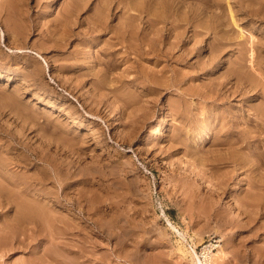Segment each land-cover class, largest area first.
Listing matches in <instances>:
<instances>
[{
	"label": "rangeland",
	"instance_id": "obj_1",
	"mask_svg": "<svg viewBox=\"0 0 264 264\" xmlns=\"http://www.w3.org/2000/svg\"><path fill=\"white\" fill-rule=\"evenodd\" d=\"M171 1L177 4L169 0L163 7L170 14L164 18L168 25L159 19L153 27L161 20V27L178 23L199 30L184 45L195 50L186 59L181 54L155 62L126 43L105 49L115 40L107 31L134 13L129 1L0 0V162L8 169H0V182L11 196L15 181H30L29 176L36 187L57 190L50 191L60 200L53 207L49 203L55 209L48 224L63 226L55 211L66 216L58 218L81 223L84 231L71 226L64 236L85 238L93 259L103 264H195L187 250L198 255L200 236L203 243L218 240L213 250L221 253L214 264H264V147L262 156L241 149L246 162H261L259 167H230V136L264 124V0H181L170 6ZM136 21L130 23L143 26ZM182 50L174 48L176 54ZM158 69L164 72L157 75L158 90L146 91L144 73ZM174 76L181 78L179 87L165 85ZM14 196L4 208L0 204V232L3 222L10 225L14 214L24 216L26 203L32 204L24 193ZM9 225L8 234L0 233V264H26L32 258L29 247L14 237L32 236L37 255L47 244L54 249L46 236L52 229L45 224L39 233L23 227L9 232ZM13 243L19 247L6 249ZM115 249L136 259L116 258ZM59 252L60 258L68 253Z\"/></svg>",
	"mask_w": 264,
	"mask_h": 264
},
{
	"label": "bare ground",
	"instance_id": "obj_2",
	"mask_svg": "<svg viewBox=\"0 0 264 264\" xmlns=\"http://www.w3.org/2000/svg\"><path fill=\"white\" fill-rule=\"evenodd\" d=\"M74 1V0H73ZM126 1H129V4H130V6H129V9L130 10H133L134 11V13L133 12H131V13H126L127 15H128V17H125L124 19L126 20L125 22L123 21V25H120V26H117V27H115V28H113V27H111L110 28V30H108L107 32L108 33H111L112 35L111 36H113V38L115 39H113L114 40V42H112V41H110V43L109 44H107V48H105V49H108V50H110L111 51V48H114L115 46H113V45H117L118 43H126L127 45L125 46V47H127V49L129 48V49H131V50H133V52L135 53V54H137L138 56H145V58H147L146 60H148L151 56H153V57H155L154 59H155V62H156V60H164L165 62H168L170 59H171V61H172V59L174 58H176V56H177V58H179V56H181V54H182V57H183V59H186V58H188V57H186L187 55H189L193 50H195V46H191L190 48H186L184 45L185 44H187V43H190V40H192L193 39V37L197 34H199L198 32H199V30H198V32L194 29V28H192V30L191 31H189V30H186V28L184 27V28H181L182 27V25H180V24H173V26L175 27V28H177V30L179 29L178 27H180L182 30H180V31H178V32H175V28L174 27H172V26H170L169 25V27H166L168 24H166V21H167V19L166 20H164V18H167V17H170V14H169V12H168V10H166V9H168V8H163V7H165V5H168V1L169 0H126ZM164 1H166V2H164ZM177 1V4L179 3L178 1H181V0H176ZM184 1V0H183ZM229 1V0H228ZM3 2H5V1H3ZM117 2V1H116ZM2 3V2H1ZM120 3V2H119ZM154 3H155V5H154ZM156 3H158V4H160V5H162V7L161 6H158L157 8L155 7V9H154V6H156ZM166 3V4H165ZM171 3H172V1H171ZM172 4H174V5H170V6H175V4L176 3H172ZM176 4V5H177ZM180 4H181V2H180ZM179 4V5H180ZM264 4V3H263ZM4 6L3 7H6L7 5H9V2L7 1V3H4L3 4ZM258 5H259V3H258ZM257 5V6H258ZM71 6V5H70ZM117 6H118V4H117ZM116 6V7H117ZM228 6V5H227ZM249 6H250V4H249ZM255 6V5H254ZM68 7V6H67ZM115 7V8H116ZM119 7V6H118ZM161 7V8H160ZM166 7H168V6H166ZM242 7V6H241ZM70 8V7H69ZM74 8V7H73ZM81 8V7H80ZM176 8V7H175ZM181 8H183V6L181 7ZM177 10H178V12L176 11V13H180V11H179V8H176ZM243 9V8H242ZM170 10V9H169ZM181 10V9H180ZM80 11V10H79ZM109 11V10H108ZM120 11V10H119ZM172 12L173 11H175L174 10V8H172V10H171ZM201 11V10H200ZM113 12V11H112ZM121 12H122V9H121ZM124 12H126V11H123L122 13H124ZM184 11H182L181 13H183ZM190 12V11H189ZM194 12V11H193ZM199 12V11H198ZM230 13H231V11H229ZM253 12H255V11H253ZM116 13V12H115ZM119 13V12H118ZM121 13V14H122ZM171 13V12H170ZM186 13V12H185ZM229 13V14H230ZM69 14V13H68ZM76 14V13H75ZM114 14V13H113ZM184 14V13H183ZM194 14V13H193ZM199 14V13H198ZM232 14V13H231ZM230 14V15H231ZM255 14V13H254ZM70 15V14H69ZM115 15V14H114ZM120 15V14H119ZM119 15H118V17H119ZM125 15V14H124ZM201 15V14H200ZM199 15V16H200ZM215 15V14H214ZM214 15H212V16H214ZM260 15V14H259ZM97 16V15H96ZM123 16V15H122ZM126 16V15H125ZM173 16V15H172ZM175 16V15H174ZM182 16V15H181ZM186 16V15H185ZM195 16V15H194ZM199 16H197V18L196 19H198V17ZM204 16H206V15H204ZM263 16V15H262ZM63 17V16H62ZM99 17V16H98ZM117 17V18H118ZM154 17V18H153ZM177 17H179L178 15H177ZM176 17V18H177ZM190 16H188L187 18H189ZM231 17H233V16H231ZM230 17V18H231ZM260 18H261V16H259ZM120 18V17H119ZM122 18V17H121ZM182 18V17H181ZM184 18V17H183ZM190 18H192V17H190ZM70 19V18H69ZM123 19V18H122ZM138 19V22L140 21V22H142L141 24L143 25L142 27H139V25L138 26H135L134 27V25L133 24H131L130 23V21H135V20H137ZM154 19V21L155 22H153L152 20ZM159 19H163L164 21L163 22H165V24L164 25H166V26H160L161 25V23L160 22H162L161 20H160V22H159V25L157 24V27H159L160 26V28H155L154 29V23H156L157 22V20H159ZM172 19H174V17L172 18ZM195 19V18H194ZM201 19V18H200ZM212 19V18H211ZM94 20V19H93ZM97 20V19H96ZM169 20H170V18H169ZM175 20V19H174ZM178 20V19H177ZM185 20H187V19H185ZM256 20V19H255ZM190 21V20H189ZM192 21H194V20H192ZM198 21V20H197ZM200 21V20H199ZM205 21H207V20H205ZM69 22V21H68ZM121 22V21H120ZM137 22V21H136ZM137 22V23H138ZM170 22H171V20H170ZM169 22V23H170ZM173 22V21H172ZM179 22V21H178ZM188 22V21H187ZM191 22V21H190ZM189 22V23H190ZM204 22V21H203ZM64 23V22H63ZM100 23H102L101 21H100ZM158 23V22H157ZM186 23V22H185ZM232 23L234 24V25H236V22L232 19ZM94 24H95V26H96V23L94 22ZM140 24V25H141ZM192 24L193 23H190V26L192 27ZM102 25H103V23H102ZM101 25V26H102ZM105 25V24H104ZM118 25V24H117ZM129 25H131V26H129ZM187 25V24H186ZM196 25V24H195ZM194 24H193V26H195ZM198 25V24H197ZM101 26H99V27H101ZM115 26V25H114ZM188 26V25H187ZM202 26V25H201ZM204 26V25H203ZM90 27V26H89ZM103 27V26H102ZM105 27V26H104ZM103 27V28H104ZM110 27V26H109ZM109 27H107V29L109 28ZM207 28H208V26H206ZM95 29V28H94ZM106 29V28H105ZM175 29V30H174ZM189 29V28H188ZM101 30H102V28H101ZM226 30V29H225ZM89 31V30H88ZM95 31V30H94ZM97 31V30H96ZM100 31V30H99ZM188 31L189 32H191V33H189L188 34ZM90 32V31H89ZM105 32H106V30H105ZM104 32V33H105ZM106 32V33H107ZM202 32V31H201ZM200 32V33H201ZM207 33V32H206ZM215 33V32H214ZM90 34V33H89ZM91 34H92V32H91ZM151 35H153V36H155V37H153V36H151ZM110 36V37H111ZM86 37V36H85ZM197 37V36H196ZM169 38L170 39H174V40H170L169 41V44H168V46L166 45V44H163V43H165V41H167L168 42V40H169ZM250 39V38H249ZM195 40V39H194ZM218 40V39H217ZM226 40V39H225ZM224 40V41H225ZM145 41H147L146 43H145ZM220 41H221V39H220ZM224 41H222V42H224ZM162 43L164 46H158V43ZM166 42V43H167ZM215 43V42H214ZM219 43V42H218ZM246 43V42H245ZM212 44V43H211ZM211 44H209V45H211ZM220 44V43H219ZM224 44V43H223ZM226 44H228V43H226ZM119 45H121V44H119ZM144 45H146V47L144 46ZM208 45V46H209ZM218 45V44H217ZM221 45V44H220ZM238 45V44H237ZM236 45V46H237ZM199 46V45H198ZM124 47V46H123ZM177 48V47H180V49L182 50L181 52L182 53H177L176 54V52L174 51V48ZM200 47V46H199ZM198 47V48H199ZM205 47H207V45L205 46ZM215 47H217V46H215ZM239 47V46H238ZM242 47V46H241ZM210 48V47H209ZM212 48V47H211ZM220 48V47H219ZM218 47L215 49L216 51H218V50H220ZM221 48H223V47H221ZM254 48V47H253ZM258 48V47H257ZM117 49V48H116ZM179 49V48H178ZM200 49V48H199ZM224 49V48H223ZM237 49V48H236ZM213 50V49H212ZM243 50V49H242ZM107 51V50H106ZM114 51H116V50H113V52ZM128 51V50H127ZM126 51V52H127ZM130 51V50H129ZM221 51V50H220ZM232 51V50H231ZM132 52V51H131ZM195 52V51H194ZM210 52V51H209ZM238 52H239V50H238ZM237 52V53H238ZM103 53V52H102ZM129 53V52H128ZM193 53V52H192ZM214 53V51L212 52V54ZM217 53V52H216ZM109 54V53H108ZM211 54V52L209 53V55ZM221 54V53H220ZM110 55H112V54H110ZM148 55V57H146ZM149 55H151L150 57H149ZM215 55H217V54H215ZM241 55V54H240ZM239 55V56H240ZM237 56V55H236ZM235 56V57H236ZM186 57V58H185ZM192 57V56H191ZM209 57V56H208ZM213 57V56H212ZM234 57V58H235ZM242 58L244 57V55L243 56H241ZM241 57H239V58H241ZM143 58V57H142ZM214 58V57H213ZM249 58V57H248ZM192 59V58H191ZM161 60V61H162ZM177 60V59H176ZM238 60V59H237ZM237 60H236V62H237ZM241 60L242 59H240V62H238L237 64H239V66L241 65L240 63H242V62H244L245 61V57H244V59H243V61L241 62ZM173 61H175V60H173ZM160 62V61H159ZM185 63H189L188 61L187 62H185ZM169 64V63H168ZM157 65V64H156ZM165 66V65H164ZM163 66V67H164ZM242 66V65H241ZM240 66V67H241ZM246 67V66H245ZM140 71H141V69H140ZM146 70H144V71H142V72H145ZM240 71H241V68L239 69L238 68V71H236V72H239V74H240ZM160 74H159V73ZM154 73V74H153ZM152 73V75H151V73H150V75H148V72L146 71L144 74H146L145 76V78H148V79H146L145 81H147V83L145 82V84H147V87H146V91L148 90L149 92L150 91H152V90H158V87H156V85L158 86V84H159V82H161L162 80L160 79V77L159 76H157V75H162V73H164L163 72V69H158V71L157 72H153ZM158 73V74H157ZM141 74V73H140ZM238 74V75H239ZM148 76V77H147ZM176 76V75H175ZM174 76V78L173 79H171L170 78V80L168 79V80H166L165 82H166V84L165 85H167V86H177V87H179V84L181 83V78H177V77H175ZM165 78V77H164ZM239 78V77H238ZM165 79H167V78H165ZM132 81H133V79H132ZM149 81H150V83H151V85L149 84ZM240 82V81H239ZM102 82H100V83H98V84H101ZM144 84V85H145ZM163 84V83H162ZM251 86V85H250ZM99 87H100V85H99ZM114 88H116V89H118L117 87H114ZM176 88V87H175ZM113 89V88H112ZM229 90V89H228ZM238 90V89H237ZM236 91V90H235ZM110 92H111V90H110ZM219 92V91H218ZM222 92V91H221ZM220 92V93H221ZM229 92V91H228ZM232 92V91H231ZM160 93H161V91H160ZM224 93V92H223ZM230 93V92H229ZM235 93V92H234ZM232 94V93H231ZM222 95V94H221ZM221 95H220V98H221ZM226 95H227V93H226ZM224 96H225V94H224ZM223 96V97H224ZM95 113V112H94ZM258 117V116H257ZM262 117V116H261ZM264 118V117H263ZM260 120H261V122L263 121V119L262 118H259ZM257 120V119H256ZM217 121V120H216ZM219 121V120H218ZM208 124V123H207ZM260 122L259 123H257V125H258V129H256V130H252V131H248L247 132V134H243V132H241L242 134H240V135H234V137L233 136H230V167H232L233 169H236V168H241V167H244V166H247V168H257V167H259L260 165H261V162L260 163H253V161H251V159H250V161H249V163L248 162H246V160H248V159H246L245 160V156L246 155H244V154H246L245 152H242V148H244V147H246L249 151H251V152H253L255 155H258V156H262L263 154V150H262V147H264V144H262L261 143V133L264 131V128H263V122L260 124ZM207 126V125H206ZM207 128V127H206ZM230 128H231V126H230ZM203 131V130H202ZM207 131V130H206ZM204 133V136H208L209 134L207 133V132H203ZM174 134V133H173ZM172 135V134H171ZM197 136V135H196ZM202 137V136H201ZM123 138V137H122ZM175 138V137H174ZM180 141V140H179ZM178 141V142H179ZM182 141V140H181ZM182 143V142H181ZM178 144V143H177ZM249 144V145H248ZM181 145V144H180ZM44 148V147H43ZM184 150V149H183ZM186 153V152H185ZM244 153V154H243ZM0 157H2V155L0 156ZM4 157V156H3ZM19 157V156H18ZM9 158V157H8ZM187 158V157H186ZM247 158V157H246ZM3 159V158H2ZM4 159H6L5 157H4ZM2 160V161H5V160ZM44 160V159H43ZM212 160V159H211ZM16 161V160H15ZM7 162V161H6ZM9 162H11V161H9ZM19 162V161H18ZM23 162V161H22ZM190 162V161H189ZM20 163V162H19ZM263 163V162H262ZM62 164V163H61ZM192 164V163H191ZM6 166H7V164L6 163H4V162H0V169L1 170H3V171H7L8 169L6 168ZM52 167V166H51ZM54 167V166H53ZM57 167V166H56ZM50 167H48V169H49ZM59 168V167H58ZM245 168V167H244ZM237 170V169H236ZM242 171V170H241ZM256 171V170H255ZM53 172H56V170L55 171H53ZM61 172V171H60ZM71 172V171H70ZM2 173V172H1ZM12 173V172H11ZM45 173V172H44ZM13 174V173H12ZM45 174H47V173H45ZM53 174V173H52ZM253 174V173H252ZM256 174V173H255ZM9 175H10V173H9ZM55 175V174H54ZM78 175V174H77ZM256 175H258V174H256ZM12 176V175H11ZM28 176V175H27ZM73 176V175H72ZM4 177V176H3ZM6 178L8 177V176H5ZM13 177V176H12ZM250 177V176H249ZM254 177V176H253ZM10 178V177H9ZM24 178H28V177H23V180H19V181H15V189H16V191H15V196L14 197H16V194L17 195H20V194H22V193H24V195H27L28 197H29V199L30 200H28L30 203H32V204H28L27 205V203H26V208H27V210H23V214H24V216H20V214H19V216H18V214L16 213V214H14L15 216L13 217V218H11V219H13L12 221V223H11V221L9 222L8 220V222L10 223V225L9 224H5L4 222H3V227L1 228V229H3V231H1L0 233H2V232H5L6 233V231L4 230V229H6L5 227H7V225H9V227H11V230H10V228L8 229V230H10L9 232H11L12 231V229L13 228H18V227H20V228H22V229H25V230H27V229H30L31 231L33 230V231H38V230H40L41 229V227L45 224L46 226H47V228L48 227H50V229H52V233H50V231H48L47 229V231H48V233H46V236H49V237H47L48 238V240H49V243L50 244H52L54 247V249L52 250V251H50L48 248L50 247V246H48V248H47V245H46V248L44 249V251L42 252V254H40V255H37V253L38 252H35V250H33V247L34 246H32L33 244H32V241L33 240H31V238H32V236H31V238H30V240L28 239V238H26L27 236H30V235H27V236H24V238H22V239H19V238H17V237H14V241L13 242H17V244L19 243V245L22 243L23 245H26V246H28L27 248L28 249H30L29 251H30V253H32L33 254V256H32V258H30L29 259V261H26V264H103L102 262L100 263V262H97L95 259H93V253L92 252H89L90 251V249H87V247L88 246H86V245H84V239L83 238H80V237H82V236H77L78 237V241H75L73 238H70V237H66V236H64V233L66 234V232H67V230L69 229V227H73L74 228V230L76 229H78V232L79 231H84L82 228V226H81V223L80 224H78V223H70V221H68V220H65V219H63V218H58V217H66L65 215H63V216H61L62 214H60V215H58L59 213L57 212V211H55L54 213L56 214L57 213V216H56V218L58 219V220H56V221H58L59 223H62L63 224V226H60V225H56L57 224V222H56V224H52V223H50V224H48V221L46 220V218L47 217H49V216H52V214H53V212H52V210L53 209H55V208H52L53 206H52V204H55V202L57 203V202H59V200H60V198H59V196H58V194L56 195H51V192L50 191H52V190H50V191H48V190H46V188H43V186L41 187H36L35 185V183H37V182H33V178L32 177H30L29 176V178H30V181H25L24 180ZM35 178V177H34ZM39 178V177H38ZM51 178V177H50ZM63 178V177H62ZM71 178V177H70ZM11 179V178H10ZM31 179H33V180H31ZM67 179V178H66ZM245 179V178H244ZM252 179V178H251ZM47 180V179H46ZM247 180V179H246ZM253 180V179H252ZM257 180V179H256ZM264 180V179H263ZM35 181V180H34ZM52 181V180H51ZM261 181V180H260ZM14 182V181H13ZM32 182L34 183V184H32ZM53 182V181H52ZM248 182V181H247ZM252 182V181H251ZM8 183H10V181L8 182ZM257 183H259V182H257ZM261 183V182H260ZM259 183V184H260ZM13 184V183H12ZM52 184H54V183H52ZM251 184V183H250ZM262 184V183H261ZM40 185V184H39ZM44 185V184H43ZM238 185V182L236 183V186ZM264 185V184H263ZM5 185H2V183L0 182V204L3 206H1L2 208H4V205H6V204H9V203H11V202H13V201H15V199H13V196H11L6 190H5V187H4ZM30 186H33V187H35L33 190H36L35 192H34V194L33 195H30V191H31V187ZM61 186V185H60ZM83 186V185H82ZM262 185H260L259 187H261ZM54 187V186H53ZM70 187V186H69ZM253 187H254V185H253ZM262 187H264V186H262ZM262 187H261V189H262ZM52 189V188H51ZM61 190V189H60ZM57 191V190H56ZM56 191H54V192H56ZM80 191V190H79ZM251 191V190H250ZM21 192V193H20ZM32 192V191H31ZM53 192V191H52ZM54 192L52 193V194H54ZM78 192V191H77ZM257 192V191H256ZM261 193V192H260ZM8 194H9V196H8ZM66 196V194L63 196V197H65ZM257 196V195H256ZM26 196H24L23 198H25ZM69 198V197H68ZM26 199H28V198H26ZM52 199H54V200H52ZM84 199H86V198H84ZM98 200H99V198H97ZM63 200V199H62ZM80 200V199H79ZM90 200V199H89ZM94 200H96L95 198H94ZM102 200V199H101ZM40 202V204H41V206L39 207V205H36L37 204V202ZM68 201V200H67ZM93 201V200H92ZM26 202H27V200H26ZM34 202H35V204H34ZM235 202V201H234ZM51 204V206H50V204ZM23 204H25L24 202H23ZM39 204V203H38ZM84 204V203H83ZM16 205V204H15ZM68 205V204H67ZM237 204H235V206H236ZM245 205V204H244ZM72 206V205H71ZM80 206V205H79ZM47 207V209H45ZM95 207V206H94ZM18 208H20V207H18ZM34 208H36V209H34ZM69 208V207H68ZM22 209V208H21ZM95 209V208H94ZM1 210V209H0ZM98 210V209H97ZM237 210H238V208H237ZM263 210V209H262ZM50 211L52 212V214L50 213ZM99 211H100V209H99ZM243 212V211H242ZM20 213H21V211H20ZM21 213V214H22ZM49 213H50V215H49ZM68 213H69V211H68ZM96 213V212H95ZM262 213V212H261ZM67 214V213H66ZM240 214V213H239ZM38 218H37V217ZM98 216V215H97ZM22 217V218H21ZM53 219V218H52ZM54 221V220H53ZM73 221V220H72ZM94 221V220H93ZM100 221H101V219H100ZM117 222V221H116ZM106 223V222H105ZM97 225V224H96ZM103 225V224H102ZM85 226V225H84ZM100 226V225H99ZM42 228H44V227H42ZM20 230V231H23V230ZM36 229V230H35ZM70 229H72V228H70ZM69 229V230H70ZM87 229V228H86ZM114 229V228H113ZM14 230V229H13ZM73 230V229H72ZM17 231H18V229H17ZM29 231V230H28ZM41 231V230H40ZM71 231V230H70ZM13 232H15L16 233V230L15 231H13ZM12 232V234H13V236H15V235H17V234H15V233H13ZM111 233H112V231H110ZM5 233H2L3 235L5 234ZM23 233V232H22ZM27 233V232H26ZM38 233H39V231H38ZM81 233V232H80ZM84 233V232H83ZM82 233V234H83ZM2 234H0L1 236H2ZM6 234H8V233H6ZM15 234V235H14ZM31 234H33V233H31ZM68 234V233H67ZM73 234V233H72ZM81 234V235H82ZM85 234H87V233H85ZM117 234V233H116ZM25 235V234H24ZM68 235H70V234H68ZM75 235V234H74ZM77 235V234H76ZM75 235V236H76ZM79 235V234H78ZM84 235V234H83ZM89 235V234H88ZM115 235V234H114ZM13 236H11L10 235V240H11V238H12V240H13ZM71 236V235H70ZM95 236V235H94ZM121 236V235H120ZM4 237V239H7L6 241H8V238L6 237L5 238V236H3ZM35 237V236H34ZM84 237H86V235L84 236ZM2 238V237H1ZM36 238V237H35ZM79 238L80 239H83L82 241H80L79 240ZM124 238V236L123 237H121V239H123ZM32 239H34V238H32ZM37 239V238H36ZM91 239V238H90ZM35 240V239H34ZM37 240H39V239H37ZM46 240V239H45ZM88 239L86 238V241H87ZM93 240H95V239H93ZM105 240V239H104ZM126 240V239H125ZM124 240V241H125ZM3 241V240H2ZM43 241V240H42ZM119 241V240H118ZM118 241L116 242L117 244H118ZM122 241V240H121ZM199 243H201V244H203V237L202 236H200L199 237ZM45 241H43V243H44ZM95 242V241H94ZM120 242V241H119ZM0 243H1V241H0ZM10 243V242H9ZM47 243V242H46ZM124 243V242H123ZM123 243H121V244H123ZM6 244V243H5ZM31 244V245H30ZM125 244H126V242H125ZM1 245H2V243H1ZM4 245V244H3ZM13 246H9V247H6V249H12L13 250V248H16V247H19V246H16L14 243L12 244ZM40 245V244H39ZM45 245V244H44ZM116 245V244H115ZM6 246H8V245H6ZM25 246V247H26ZM41 246V245H40ZM94 246H96V245H94ZM212 246H213V244L212 243H210V244H207V245H204V246H202V248H201V251L198 253V255H195L194 254V251H193V249H189V250H187V252L190 254V258H191V261L192 262H194L195 264H214V259H215V257L217 256L218 257V253L220 252V249L219 250H213V248H212ZM257 246V245H256ZM2 247V246H1ZM0 247V248H1ZM21 247V246H20ZM32 247V248H31ZM254 247V246H253ZM38 248V247H37ZM56 248V249H55ZM258 248V247H257ZM26 249V248H25ZM52 249V248H51ZM93 249V248H92ZM5 250V249H4ZM38 250V249H37ZM60 250H63V252L64 251H66V252H68L69 253V256H66L63 252H59ZM116 250H118V249H115L114 250V253H116L117 251ZM260 250V249H259ZM8 251V250H7ZM116 251V252H115ZM121 251V250H120ZM4 252V251H3ZM56 252H59V253H62V254H64V257H62V258H60V256L58 255V253H56ZM257 253H258V251H256ZM2 253V252H1ZM91 253L93 254V255H91ZM95 253V252H94ZM221 253V252H220ZM263 253V252H262ZM261 252H260V258L263 256V258H264V253L262 254ZM4 254V253H3ZM58 256H57V255ZM71 254V255H70ZM100 254V253H99ZM99 254H97V255H99ZM106 254V253H105ZM102 255V254H101ZM95 256V255H94ZM114 256H116V258H119V259H121V258H123L124 260H128L130 263L132 262H134V260L136 259V257H135V255H133V254H131V256L129 255V254H126V253H124V254H121V253H116ZM254 256V255H253ZM99 257V256H98ZM109 260H110V262H112L111 260H112V258L110 259L108 256H106ZM139 257V256H138ZM137 257V258H138ZM94 258H96V257H94ZM101 257H99V259H100ZM107 258H101L100 260H102V261H104V262H106V263H109V261L107 262V260H105V259H107ZM28 259V258H27ZM97 259V258H96ZM93 260H95L94 262H93ZM98 260V259H97ZM257 260V259H256ZM114 262V261H113ZM125 262V261H124ZM128 262V263H129ZM19 264V263H18ZM110 264V263H109ZM254 264V263H253ZM257 264V263H256Z\"/></svg>",
	"mask_w": 264,
	"mask_h": 264
},
{
	"label": "built area",
	"instance_id": "obj_3",
	"mask_svg": "<svg viewBox=\"0 0 264 264\" xmlns=\"http://www.w3.org/2000/svg\"><path fill=\"white\" fill-rule=\"evenodd\" d=\"M217 242H218V240H216V239H214V237H212V238H210L209 240H207L206 243L204 242L203 245H207V244L212 243V244H213L212 248H215V247L218 245ZM203 245H202V246H203ZM200 250H201V248L199 249V251H200ZM199 251H198V252H199Z\"/></svg>",
	"mask_w": 264,
	"mask_h": 264
}]
</instances>
